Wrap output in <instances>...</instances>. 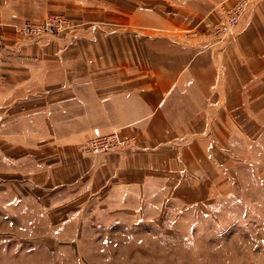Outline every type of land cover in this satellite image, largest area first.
<instances>
[{"label":"rangeland","instance_id":"374dc122","mask_svg":"<svg viewBox=\"0 0 264 264\" xmlns=\"http://www.w3.org/2000/svg\"><path fill=\"white\" fill-rule=\"evenodd\" d=\"M221 1L0 0V32L19 45L8 54L0 43V264H264L263 73L252 76L245 105L260 117H238L242 131L219 136L216 150L207 143L205 158L179 148L190 139L134 158L116 130L83 133L80 108L89 103L57 94L43 76L79 83L92 47L147 39L132 26L165 28L181 45H204L203 34L206 49L234 45L232 33L212 31L238 0L220 5L206 33L190 28ZM144 14L169 22L146 23ZM97 51L101 62L113 56ZM112 134L125 145L96 152L85 144Z\"/></svg>","mask_w":264,"mask_h":264},{"label":"crops","instance_id":"0c3cea01","mask_svg":"<svg viewBox=\"0 0 264 264\" xmlns=\"http://www.w3.org/2000/svg\"><path fill=\"white\" fill-rule=\"evenodd\" d=\"M227 1L234 0H222L199 14L201 18H194L196 23L191 21L190 28L206 33L208 26L219 19L220 5ZM133 15L135 21L139 19L137 11ZM144 18L146 23L165 25L169 22L156 21L145 14ZM151 29L161 32L148 34ZM129 30L135 31V36L144 35L147 38L144 44L132 42L130 45L126 44L127 38H115L108 42L114 46L104 47L107 43L103 41L102 47H92L88 59L94 60L86 62L85 68L81 67L84 71L77 75L83 78L70 88L61 85V74L43 73L57 94H79L82 102L89 103L80 108L81 117L89 119L83 133L101 135L116 130L132 142L133 149L129 151L134 158L136 154H140V158L159 156L147 155L146 151L174 150L177 143L190 139L179 148L194 150L197 147V156L205 158L203 151L207 143L216 150L219 136L221 140L232 139L237 132L235 126L242 131L238 117H260L258 113H251L255 109L252 111L245 105L252 92L250 83L255 80L252 76L264 74V0L247 7L232 33L230 42L234 45H216L219 49L205 48L206 34L200 36L204 45L194 46L172 41L174 34L165 28L139 27L138 30L137 26H132ZM0 33L2 52L5 49L8 54L18 52L17 36L10 30ZM97 50L113 56L106 57L108 62H101L99 55H95L99 53ZM238 61L245 62V68L238 67ZM104 64L108 67H103ZM73 70L77 72L72 68L71 75ZM252 107L258 109L259 105ZM197 136H202V140ZM206 138L209 141H205ZM191 142L194 144L187 146Z\"/></svg>","mask_w":264,"mask_h":264},{"label":"built area","instance_id":"2783aa9c","mask_svg":"<svg viewBox=\"0 0 264 264\" xmlns=\"http://www.w3.org/2000/svg\"><path fill=\"white\" fill-rule=\"evenodd\" d=\"M248 5V0H238L234 5L226 9L225 18L221 20L212 33L215 35L223 36L225 34L233 33V29L238 24L240 18L243 16L244 11ZM25 31H35L29 26H24ZM46 29V28H44ZM126 140L117 134H112L109 136H100L94 142H86L93 150L102 151L117 148L121 145H125Z\"/></svg>","mask_w":264,"mask_h":264}]
</instances>
